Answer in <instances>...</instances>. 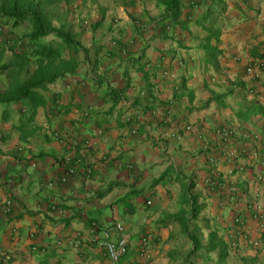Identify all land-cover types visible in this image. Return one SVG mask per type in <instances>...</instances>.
<instances>
[{"label":"crops","instance_id":"0c3cea01","mask_svg":"<svg viewBox=\"0 0 264 264\" xmlns=\"http://www.w3.org/2000/svg\"><path fill=\"white\" fill-rule=\"evenodd\" d=\"M72 2L50 18L81 45L63 44L62 76L0 100V251L19 264H264L231 233L241 214L264 241V74L247 73L264 60V0ZM14 72L0 70V98ZM117 223L129 246L114 263L95 240L118 239Z\"/></svg>","mask_w":264,"mask_h":264},{"label":"trees","instance_id":"16d2710c","mask_svg":"<svg viewBox=\"0 0 264 264\" xmlns=\"http://www.w3.org/2000/svg\"><path fill=\"white\" fill-rule=\"evenodd\" d=\"M64 1L69 0H0V28L11 26L13 33L12 38L5 41L6 50L10 54L7 55L5 50L0 52V62H5L0 70L14 68L13 77L16 75L17 79L1 96L2 102L20 101L45 81L49 83L62 76L59 71L65 66L61 59L63 44L81 46L64 29L55 27L47 16L46 5H56ZM174 1L177 0H171L172 3ZM22 26L29 28V31L19 35L14 29ZM49 34H55L62 40L58 46L40 42ZM24 45H27L25 50ZM55 61L62 64L58 69L54 66ZM22 75L25 76L23 81Z\"/></svg>","mask_w":264,"mask_h":264},{"label":"built area","instance_id":"2783aa9c","mask_svg":"<svg viewBox=\"0 0 264 264\" xmlns=\"http://www.w3.org/2000/svg\"><path fill=\"white\" fill-rule=\"evenodd\" d=\"M247 73L252 75V76H259L264 74V60L257 61L255 64L250 65L247 67ZM226 82V81H223ZM220 136L222 137L223 140L227 141L230 140L233 135H235V131L231 128H222L219 131ZM53 136L56 139L59 140H66L69 143L72 144L74 148H79L81 147V143L76 140L71 138V136L67 133H62V132H54ZM244 138H248L249 134L245 133L243 134ZM239 155V150L236 148H230L227 150L224 154V159L226 161H231L232 159H235ZM83 158L77 159L78 163H82ZM84 163V161H83ZM74 171V169L71 170V172ZM86 172L88 174H91L92 170L91 168H87ZM259 177H262L263 175L260 173L258 174ZM211 184L217 185L218 181L210 180ZM229 190L231 193V200L234 199V193L236 191L235 186L231 185L229 187ZM149 203V202H148ZM3 209L5 213H10L12 209V201L11 200H6L5 204L3 206ZM254 219L257 221V226L258 230L262 233H264V213L263 212H258L254 215ZM233 223L235 225V229L232 230V235L234 236L233 242H232V247L237 248L241 246L243 243V246L245 247H251L257 250H262L264 248V241L259 238L254 236L252 233L250 227L248 226L247 220L241 215V214H236ZM115 228L118 232L121 233L120 237L118 239H112L110 234L108 232H104V236L101 238L95 240L96 244L99 248L103 249L106 256L112 260L114 263L118 262L128 251V246H129V237L128 235L124 232V227L122 224H115ZM151 235L146 234L141 237L140 239V244H139V249H138V255L141 257L143 260H150L151 258ZM72 243V242H71ZM81 242L78 240L76 242H73V245L79 246ZM0 264H19L14 258L13 255L0 251Z\"/></svg>","mask_w":264,"mask_h":264},{"label":"rangeland","instance_id":"374dc122","mask_svg":"<svg viewBox=\"0 0 264 264\" xmlns=\"http://www.w3.org/2000/svg\"><path fill=\"white\" fill-rule=\"evenodd\" d=\"M73 3L72 0H69V1H64V2H61V3H58L56 5L52 4V5H46V11H47V16L49 18H52L53 17H57L58 19L57 20H60L61 17L65 14V13H69L70 12V7L69 5ZM67 8V9H66ZM19 28H22L23 29V26L22 27H18L17 29ZM17 29H14L16 32H17ZM12 27L9 26L8 29H7V34H11L12 33ZM14 32V31H13ZM13 34V33H12Z\"/></svg>","mask_w":264,"mask_h":264}]
</instances>
